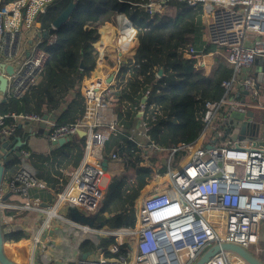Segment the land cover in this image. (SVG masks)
<instances>
[{
	"label": "built area",
	"instance_id": "built-area-1",
	"mask_svg": "<svg viewBox=\"0 0 264 264\" xmlns=\"http://www.w3.org/2000/svg\"><path fill=\"white\" fill-rule=\"evenodd\" d=\"M57 0H9L0 5V59L15 66L11 75L0 67V73L8 77L7 99L20 98L30 88L38 85L45 67L47 53L40 46L46 33L39 15ZM73 3L76 0H72ZM191 6L202 5L204 44H189L182 49L185 60L207 76L221 69L225 63L233 68L232 75L222 82L225 93L220 100L204 102V129L191 144L179 143L173 147L166 167L158 164L150 171L155 173L156 184L139 195L132 206L135 224L132 227L113 229L100 225V211L106 199L108 186L102 184L105 158L117 160L118 147L124 136L143 149L154 147L148 136L147 98L145 92L140 103L139 121L127 128L114 115L109 119L103 111L113 102L117 85L113 80L121 72L124 57L138 29L125 15L119 14L117 36L121 43L109 49L103 43L95 46V78L84 82L80 93L86 112L74 123L58 124L48 115L31 111H7L0 113V149L4 141L12 142L20 124L46 122L48 137L52 142L72 138L80 130L85 132L86 145L83 159L72 171H66L70 180L57 193L53 202L44 205L40 198L30 195V190L45 185L30 167L32 152L20 150L21 170L4 178L0 189V217L5 235L4 254L15 264H195L214 245L234 243L246 248L264 264V138L223 142L224 126L234 112H243L255 104L239 96L247 93L258 98L254 64L264 57V0H179ZM170 0H149L132 3L150 17L163 15ZM33 29L34 41L30 54L21 50L23 35ZM250 35H253L251 37ZM208 45L213 46L208 49ZM107 59L114 67L107 66ZM2 62L0 64H2ZM110 69L107 70L106 69ZM253 70V72H251ZM112 77V78H111ZM93 125L86 129V123ZM98 127L105 128L109 136H115L108 150L107 139ZM148 142H145V139ZM228 140V139H227ZM207 146H211L208 148ZM161 151L160 146H155ZM184 151L174 164V152ZM9 154L14 148L8 149ZM5 180L7 185L4 186ZM16 194L24 199L17 204L5 196ZM64 209L61 214L60 210ZM87 220H75L71 211ZM28 214L44 215L40 229H31L26 237L14 241L7 236L23 232L18 219ZM42 217V216H41ZM93 222V223H92ZM49 231L58 235L45 236ZM114 239V242L105 244ZM42 261L37 263V249ZM88 253L87 257H83ZM0 264H2L0 262ZM205 264H248L236 252L220 251Z\"/></svg>",
	"mask_w": 264,
	"mask_h": 264
},
{
	"label": "trees",
	"instance_id": "trees-1",
	"mask_svg": "<svg viewBox=\"0 0 264 264\" xmlns=\"http://www.w3.org/2000/svg\"><path fill=\"white\" fill-rule=\"evenodd\" d=\"M8 1L0 0V5ZM141 1L149 0H76L74 3L72 0H57L48 5L46 13L38 17L46 28L40 46L47 53L40 82L22 97L9 98L0 112L31 111L40 115L53 112L56 120L51 119L58 124L74 123L77 117L86 112L81 94L67 109L59 111L57 106L67 92L74 74L82 71L91 76L96 69L98 51L92 43L95 38V45L98 46L101 33L95 34V29L89 26L104 25L113 22L117 15L125 14L138 29L140 46L134 64L124 63L116 79L118 85L112 97L117 102L115 108L119 117L124 125L126 123L130 126L145 92L150 89L146 112L150 121L148 136L154 147L146 150L156 151V155L159 150L155 146H160V152H166L170 157L173 147L179 143L191 144L197 140L204 129V102L222 99L225 93L222 82L232 75V65L227 62L217 72L207 76L203 70L194 66L193 61L183 58L182 49L189 44H204L202 5L191 6L183 1L170 0L169 8L163 15L150 17L132 4ZM70 8L72 10L68 19L51 33L49 26ZM51 38H54L53 41H49ZM211 47L208 45V49ZM82 64L85 65L84 69L80 68ZM161 68L163 72L160 74ZM120 137L123 143L117 150L119 158L110 160L108 169L115 173L107 187L99 217V220H104L113 229L132 227L135 224L132 205L143 187V176L148 173L149 177H155L154 172L142 168L140 153L143 149L128 138ZM71 139L70 144L53 151L60 154V157L55 158L60 163L65 159H75L79 163L82 159L86 137L77 133ZM64 150L70 151V155L64 153ZM183 154L182 150L174 152L173 165L180 161ZM39 156L44 163L49 160L44 154ZM22 161L19 157L9 161L4 178L9 179L17 174L22 168ZM37 167L36 173L42 166ZM154 181L150 180L142 192L149 191L155 185ZM25 237L24 232H16L6 239L18 241ZM112 242L114 239L105 244Z\"/></svg>",
	"mask_w": 264,
	"mask_h": 264
},
{
	"label": "crops",
	"instance_id": "crops-1",
	"mask_svg": "<svg viewBox=\"0 0 264 264\" xmlns=\"http://www.w3.org/2000/svg\"><path fill=\"white\" fill-rule=\"evenodd\" d=\"M71 10H72V8H70L67 12L70 14ZM118 18H119V16L117 15V17L114 19L113 22H108L104 25H99V26H96V25L95 26L94 25L89 26L92 29H95L94 30L95 34L98 33L100 35V33H101L100 43H103V45L108 46L109 49H111V50H114V47L117 44L121 43V39L119 38V36H117V33H118L117 29H118V24H119ZM49 28H54V31H56V28L53 26V23L49 26ZM34 35H35V33H34L33 29L26 30L24 35H23V39H22V43H21V50L25 51V56L26 55L28 56V51H30L32 48L31 46H32L33 41H34V39H33ZM250 36L253 37V35H250ZM42 38H43V36H42ZM53 39L54 38H51L49 41H53ZM30 41H32L31 44H30ZM92 45H94V47L96 46L95 45V38L93 40ZM139 46H140L139 39L136 38L132 42V46H131L128 54L124 57L125 60L123 63H128L130 65L134 64L133 63L134 58H135V55L138 51ZM2 60L4 61V59H0V63L2 62ZM107 63L109 64L108 67L110 69H112L114 67V64H112V61L110 59H107ZM110 69L107 68L106 71L110 70ZM99 74H100V72H97V71H96V73H93L92 77L86 76V74H84L82 71L74 74L72 76V78L70 79V82H69L70 84H69V88H68L67 92L63 95V97L59 101L60 103L57 106V110L60 111V110L67 109L69 107V105L72 103V101L77 98L78 94H81L80 90H81L84 82L89 80V78H95ZM116 79H117V77H115V79L113 80L114 85H118V82L116 81ZM6 93H7V91H6ZM5 96H7V94ZM81 97L83 98L82 95H81ZM239 97L242 99L249 98L255 104V106L247 108L245 110V112H248L252 109L254 111V116H255L254 119L257 118V119H255L257 121V123L264 124V86H259L257 99H255L252 96L250 97V95H248V92L242 93ZM260 97L262 98L261 102L259 101ZM6 102H8V99ZM114 102L115 101L113 98V102H112L110 108L104 110L103 114L106 116L107 119H109L110 116L114 115V117L115 118L117 117L120 120L121 124L123 125L124 122L119 117V114H118L119 112L115 108L117 102H115V103ZM4 105L5 104L3 103L0 106V110L3 109ZM46 114H48V113H46ZM54 114H56V113H54ZM48 115L51 116L52 119L56 120L55 115L53 117V112L49 113ZM77 118L79 119V117H77ZM138 118H139V114H136L135 117L133 118L134 121L130 126L125 123L126 127L127 128L133 127L134 124H136L135 122L139 121ZM93 124H94L93 121H89L86 123L85 128L88 129ZM97 130H101L102 135L107 139L106 145H108L107 149L109 150L111 148V145H113V141L115 140V136H113V135L109 136L108 131L105 128L98 127ZM260 131H261V129H260ZM48 133H49V126L46 122H44V123L43 122H41V123L23 122V124L19 125V130H17V132L15 133V136H14V138L18 137L21 139L22 142L24 141L25 143H27L26 145H23L21 149L22 150L27 149V150H30L32 152L31 158L29 161V165L35 171V173L38 171L37 165L42 166V168L40 167L39 172L36 173V176L42 182H44L45 185L43 186V188L31 189L30 195H31V197H34V198H40L42 201H44L46 203L53 202L54 200H56L57 193L60 192L62 190V188L68 184V182L70 180V177L66 173V171H72L73 169L77 168L83 159L82 158L83 155H82V157H81L82 159L80 160L79 163H76L75 159H65L64 161H62V163H60L58 160L55 159L56 157H60V154L59 153H53V151H56L55 149H59L62 146L70 144L72 139L70 141H67L66 143L62 144L61 146L56 147V145H54V142L49 140ZM144 139H145V142H148L147 138H144ZM111 140H112V142H109ZM225 140H227V139H225ZM230 140L228 139L227 142H229ZM63 152L70 155V151H68V150H64ZM145 152H147L149 154V151L146 149H145ZM159 153H160V151L158 152V154H156L158 157H160ZM42 154L46 155L49 159L45 163L40 159L39 155H42ZM168 159H169V156H168ZM166 161L167 160H165L163 162V165L166 163ZM142 168H143V165H142ZM120 169L121 168H118V170H120ZM114 173H115L114 171H111L109 169H108V171H105L104 176H107V174H110V176H107L109 178L108 185L111 183L112 178L114 177L113 176ZM6 180H8V179H6ZM156 180H157V178H155V181H154L155 184H156ZM8 198H9V200H11L12 202L17 203V204H22L24 202V199L21 198L20 196L16 195V194L15 195L11 194V196H8ZM40 215L42 217L36 216L34 214H28V215L26 214L24 217L18 219V225L23 229V232L25 235L31 229H34V228L40 229L41 228L44 215H42V214H40ZM100 221H101V223H104V225H107L104 222V220L100 219L99 222ZM48 234H50V235L45 234V236H48L49 238H54L55 242L57 241V239H58L57 234L53 233L52 231H49ZM40 261H42V257L40 258Z\"/></svg>",
	"mask_w": 264,
	"mask_h": 264
},
{
	"label": "water",
	"instance_id": "water-1",
	"mask_svg": "<svg viewBox=\"0 0 264 264\" xmlns=\"http://www.w3.org/2000/svg\"><path fill=\"white\" fill-rule=\"evenodd\" d=\"M69 13L66 11L53 22V26L58 30L59 26H61L69 17ZM50 32H54V28H50ZM32 41H30V44ZM30 54V51H28V55ZM3 70H5L7 75H11L14 70L15 66L12 64H6L2 62L0 65ZM81 69L85 68V65L82 64ZM163 72V69H160V74ZM112 78V77H111ZM254 78L256 79L257 86H264V57H259L256 59V62L254 64ZM8 77L4 74L0 73V106L7 101V98L5 97V93L8 89ZM3 94H2V93ZM48 117V114H44V119ZM254 111L251 109L250 111L243 113V112H234L229 116V120L227 121L226 125L224 126V138L231 139L233 142H237L238 140L247 139L248 137L257 136L260 132L261 127L264 128V124L257 123V121L254 119ZM44 123V122H43ZM78 134H81L82 136H85V132L80 130ZM260 134H263L262 129ZM71 138H61L59 141L54 142V145L56 147L61 146L62 144L66 143L67 141H70ZM4 141L3 148L0 149V189L2 187L4 177H5V171H6V165L9 161H11L14 158H17L20 156V150L23 145H26L24 141L22 142L20 138L16 137L13 138L9 142L7 140L2 139ZM14 148V153L9 154L8 149ZM210 148L211 146H207ZM109 168V159L105 158L103 161V169L104 171H108ZM44 205H47L46 202H44ZM71 215L75 220H87L85 216L78 215L75 210L71 211ZM93 223V222H92ZM100 225H104V223H100ZM4 241H5V235H3V229H2V222L0 217V262L2 264H15L13 261H11L6 255L4 254L3 248H4ZM231 251L236 252L239 256H241L248 264H263L260 259L255 256L252 252L248 251L246 248H243L242 246L238 244H230V243H224L221 245H214V247L210 248L201 258H199L195 264H205L207 261H209L214 254L220 251ZM88 253H84L83 257H87Z\"/></svg>",
	"mask_w": 264,
	"mask_h": 264
},
{
	"label": "rangeland",
	"instance_id": "rangeland-1",
	"mask_svg": "<svg viewBox=\"0 0 264 264\" xmlns=\"http://www.w3.org/2000/svg\"><path fill=\"white\" fill-rule=\"evenodd\" d=\"M224 1H226V0H224ZM205 15H203V17H204ZM205 33H206V35H207V29H206V31H205ZM203 37H205V36H203ZM212 48H213V46H212ZM109 64L107 63V66H108ZM251 72H253V70H251ZM93 73H95V71L93 72ZM93 73H92V75H93ZM92 75L90 76V75H86V76H88V77H92ZM118 77H119V75L117 76V79H118ZM261 100H262V98L260 97V99H259V101L261 102ZM255 119H257V118H255ZM261 129H262V131L264 132V128H262L261 127ZM249 139H258V137L257 136H252V137H248ZM247 138V139H248ZM263 138H264V134H263ZM228 140H223V142H227ZM109 142H112V140L111 141H109ZM156 152V151H155ZM155 152L153 151V150H151V151H149V154H148V157H146L145 155H142L141 153H140V158H141V160L143 159V161L141 162L142 163V165H143V169L144 170H148L149 171V169L151 170L152 169V167H155V166H157V164H158V166L159 167H163L164 165H165V167H166V163L163 165V162L165 161V160H168V156H167V153L166 152H160L159 153V156L160 157H158L157 156V159L155 158V159H153V157H155L156 155H155ZM138 154H136V156H137ZM136 156H135V159H136ZM138 158V157H137ZM162 160V161H161ZM164 167V168H165ZM119 168H121V167H119ZM148 173H145L144 174V176H143V179H144V183H143V187L144 186H146L147 184H148V182L152 179V177H149V175H147ZM107 176H110V174H107ZM107 176H104L103 177V181H102V184L103 185H105V186H107L108 185V180H109V178L107 177ZM8 183H7V181L5 180V182H4V186L5 185H7ZM8 194L5 196V198L6 199H8ZM135 201V200H134ZM133 204H134V202H133ZM133 206V205H132ZM60 212H61V214H63L64 213V209L62 208L61 210H60ZM3 230H6V226H3ZM39 250H40V247L37 249V251H36V253H37V263H40L41 261H40V258L42 257V255H41V253L39 252Z\"/></svg>",
	"mask_w": 264,
	"mask_h": 264
},
{
	"label": "bare ground",
	"instance_id": "bare-ground-1",
	"mask_svg": "<svg viewBox=\"0 0 264 264\" xmlns=\"http://www.w3.org/2000/svg\"><path fill=\"white\" fill-rule=\"evenodd\" d=\"M162 179H163V177L160 176V177L157 178L156 182H157L158 180H162Z\"/></svg>",
	"mask_w": 264,
	"mask_h": 264
}]
</instances>
